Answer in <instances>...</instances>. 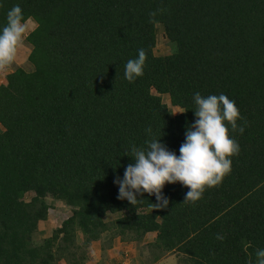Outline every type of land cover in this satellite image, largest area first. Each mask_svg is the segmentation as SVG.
<instances>
[{"label":"trees","instance_id":"obj_1","mask_svg":"<svg viewBox=\"0 0 264 264\" xmlns=\"http://www.w3.org/2000/svg\"><path fill=\"white\" fill-rule=\"evenodd\" d=\"M19 5L35 23L25 41L31 70L0 85V264H85L107 238L147 243L151 262L256 264L264 249V0H0V28ZM158 23H149V12ZM161 31L174 53L156 56ZM147 52L144 75L125 64ZM226 95L244 127L231 173L195 204L165 185L167 208L144 194L132 206L114 181L133 163L131 146L159 139L179 156L195 122L193 96ZM185 110L173 115L163 103ZM152 129V136L146 133ZM32 194L26 200L27 194ZM71 214L34 240L47 198ZM110 216H115L109 219ZM217 235L222 239H217Z\"/></svg>","mask_w":264,"mask_h":264},{"label":"clouds","instance_id":"obj_2","mask_svg":"<svg viewBox=\"0 0 264 264\" xmlns=\"http://www.w3.org/2000/svg\"><path fill=\"white\" fill-rule=\"evenodd\" d=\"M164 11H150L149 23H158L156 17ZM26 32L23 9L14 5L0 28V73L12 69ZM146 61L147 52L140 48L137 57L126 62L124 76L129 83L144 75ZM193 101L195 122L185 133L179 156L160 142L162 136L146 140L145 148L132 145L130 152L134 162L126 166L122 180L114 181L119 188L118 199L134 206L143 201L138 197L146 193L156 198V203L151 204L153 209L167 208L169 201L163 196V189L165 185L179 183L188 189L183 203L195 204L206 190L219 187L231 173V158L240 152L231 134L244 132V127L238 124L242 119L239 109L224 94L203 97L196 92ZM177 113L183 114L185 110ZM146 133L152 136V129L147 128ZM217 239L222 237L217 235ZM255 255L256 264H264V249H257Z\"/></svg>","mask_w":264,"mask_h":264},{"label":"rangeland","instance_id":"obj_3","mask_svg":"<svg viewBox=\"0 0 264 264\" xmlns=\"http://www.w3.org/2000/svg\"><path fill=\"white\" fill-rule=\"evenodd\" d=\"M27 32L30 33L35 23L31 20L27 21ZM176 50L175 44L169 43L161 31L157 36V45L155 48L156 56H165L174 53ZM31 51V46L24 40L23 46L18 49L16 61L11 70L0 73V85L5 83V75L12 72L16 68H22L26 71L31 70V65L27 61V57ZM162 101L172 111L173 115H178L180 109L171 107L167 96H162ZM32 194L25 196L26 200L31 198ZM47 203L50 207L48 211V217L46 221L38 223V232L34 237V240L39 243L42 239L51 235L55 228H58L63 220H65L71 214L70 208L64 206L63 203L55 201L52 198H47ZM115 216H110L109 219H113ZM153 234L145 237L141 243L129 242L123 243L116 238L110 247L103 248L107 238L102 241L92 242L86 249V255L88 260L85 264H181L178 256L175 253H167L159 258L157 262H151V255L147 248V243L151 242ZM61 264V263H59Z\"/></svg>","mask_w":264,"mask_h":264}]
</instances>
